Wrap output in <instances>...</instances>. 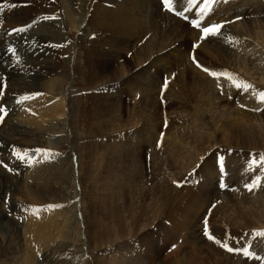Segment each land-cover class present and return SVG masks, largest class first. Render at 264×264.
Instances as JSON below:
<instances>
[{
  "label": "bare ground",
  "instance_id": "1",
  "mask_svg": "<svg viewBox=\"0 0 264 264\" xmlns=\"http://www.w3.org/2000/svg\"><path fill=\"white\" fill-rule=\"evenodd\" d=\"M23 1L29 4V0L20 2ZM83 1L84 11L78 18L74 17L77 12L74 5L71 9L65 7V23L73 31L79 32L77 50L72 51L74 71L89 84L91 90H98V93L93 90L87 99H91L96 107L140 108V116L144 119L138 120L137 115L136 120H93L114 122L120 126L126 123L129 127L137 124L138 130L132 128L134 132L130 136L139 135L136 142H131L132 152L128 151L131 145L124 140L116 144L120 167L129 165L136 154L140 160L137 165L141 176L136 181L138 190L133 189L129 194L130 211L122 209V184L119 183L114 191L117 198L113 206L121 208L115 225L121 231L109 244L100 245L103 247L101 250L117 246L122 261L137 260L130 259L135 254L144 264H157L161 248L166 250L169 247L175 249L176 253H166L160 264H264L254 256L243 259L245 256L240 255L241 251H228L224 246L226 244L235 249V244H238L237 249H241L242 240L239 241L238 236L242 235V239L252 242L255 251L264 253V235H260L264 232V165L256 159L264 158V0H212V3L207 0H173L178 8L187 9L189 24L167 11L160 0ZM10 2L13 3V0ZM70 2L73 4L75 0ZM21 8L25 10L27 7L19 3L12 7L11 19L21 14ZM195 21L200 22V28L190 25ZM213 23L223 24L220 33L204 39L202 28ZM58 27L56 24L55 33L52 32L55 38L60 36ZM29 29L20 32L21 37L15 35L17 42L13 46L8 43L3 46L7 53L10 51L9 57H13L19 49H25L29 60L38 64L41 42L46 37L33 43L29 35L34 28ZM42 31H45L44 28ZM92 31L98 33L91 35ZM10 37L12 35L0 33V42ZM128 53H131L129 58ZM3 55L1 49L0 56ZM204 68L209 72H205ZM213 71L217 76L211 74ZM0 77V89L5 88L0 93V116L5 117L11 108H6L2 100L10 90H6L8 75L2 74ZM166 80L167 88L162 90ZM53 107V104H49V109ZM165 108L169 111L165 112ZM164 113L169 115L167 121L164 120ZM46 114L56 118L55 111ZM6 121L7 118L0 124L1 127ZM41 121L42 124L47 122L43 131L46 133L56 125L61 129L64 119ZM119 131L114 135H118ZM13 132L14 140H9V143L8 138H0L1 163L14 164L5 153L8 155V151L15 149L17 143L13 141L22 139L20 135L36 137L35 140L41 136V133L17 125ZM109 139L114 143L113 139ZM212 141L218 145L216 149L211 145ZM41 142L38 141L37 147L41 146ZM144 145L152 154L148 171L141 168L140 157L143 155L139 153ZM230 148L233 151L230 152ZM106 150L104 172L110 176L108 173L113 172L111 150ZM227 156L230 157V170L220 175L222 166L217 165L218 158L226 159ZM48 161L51 163L55 160ZM220 161L223 164V160ZM79 162L81 166V155ZM83 162L85 172L93 167L89 162ZM146 173L150 179L152 174L157 177L151 179L152 191L178 185L179 178L185 175L184 179L188 178L189 182L182 185L196 191H188L191 200L196 194L216 195V198L223 200V207L229 213L223 216L221 222H230L233 226L232 241H227L220 231L212 236L215 239L203 236L199 224L202 214L190 223L189 231H170L165 225L158 233L146 235V229L151 222L158 220L159 212L163 209L159 197L147 205H138L149 192V187L143 184L148 185ZM82 174L80 167L79 175ZM217 190L221 191L218 197ZM229 192L241 194L242 199H230ZM13 207L17 206L13 204ZM223 207H218L215 212L219 213L225 209ZM179 210L182 211V208ZM183 211L187 215L198 216V202H192ZM139 221L142 222V233L135 237L134 230ZM37 226L40 225L28 231L25 244L31 245L33 242V246L26 249V253L39 247L35 244L37 239H48L49 233L53 232L46 233L39 228L37 233ZM192 244L196 246L195 251L184 249ZM246 246L244 249L251 251L252 248ZM229 252L234 256L230 257ZM44 254L41 259L45 261L48 254ZM170 256L177 258L176 263L167 261ZM83 258L84 261L88 259L87 256ZM106 261L107 257L103 256L99 264Z\"/></svg>",
  "mask_w": 264,
  "mask_h": 264
},
{
  "label": "rangeland",
  "instance_id": "2",
  "mask_svg": "<svg viewBox=\"0 0 264 264\" xmlns=\"http://www.w3.org/2000/svg\"><path fill=\"white\" fill-rule=\"evenodd\" d=\"M20 1L13 0L12 3L10 0H0V33L13 37L0 42V52L1 49L4 51V55L0 56V75H8L6 90L7 92L10 90L2 102L6 108H11L5 114L4 121L0 123L3 124L7 118L5 125L2 127L0 125V138H8V143L9 140H14L13 128L17 125L41 133L40 139L37 140L43 141L41 146L37 147L36 137L20 135L22 139L13 141L14 144L17 143L15 149L8 151V155L7 152L5 153V156H10L14 164L0 161V264H43L44 262L49 264L50 261L51 264H99L103 256L107 257L105 264H144L143 260L135 254L130 259L137 260L122 261L120 249L117 246L104 250L100 247V245L109 244L121 231L115 225L121 208L113 206L117 198V193L114 191L119 183L122 184L120 190L124 194L119 201L122 202V209L126 212L130 211V192L133 189L138 190L136 181L139 180L141 173L137 163L140 160L135 154L129 165L120 167L116 145L117 141L124 140L127 145H131L128 151L132 152L131 142H136L139 135H130L138 130V125L129 127L126 123H124L126 126L124 124L120 126L114 122L93 121L136 120L137 115L138 120H144L140 116V108L96 107L91 99H87L94 89L91 90L89 84L76 75L73 68L75 59L72 51L77 50L79 32L73 31L65 23V7L68 6L71 9L74 5L77 9L74 17L78 18L84 11L83 0H75L73 4L70 0H29V4ZM18 3L27 8L25 10L21 8V14L16 19H11L12 7H16ZM86 21L85 18V24H87ZM56 24L59 25L57 29L60 31L58 38L52 35L53 31L55 33ZM23 26H28V31L31 30L29 28H34L33 33L29 35L33 43L46 37L41 42L42 52L39 53L38 64L29 60L25 49H19L13 57H9L10 51L7 53V49L3 46L5 43L13 46L17 42L15 35L18 36L13 30L18 27L21 29ZM43 28L45 31H42ZM97 33L92 31L91 35ZM21 35L19 34V37ZM190 44L191 42L187 49L190 48ZM130 54H127L128 58ZM96 91L94 90L98 93V90ZM138 92L141 93V91ZM49 104H53L54 107L49 109ZM51 111L56 112V118L46 114ZM166 111L169 109L165 108ZM262 113L264 114V110ZM59 119H64L61 129L56 125L52 131L48 129L46 133H43L47 122L42 124L41 120ZM168 119V113H164V120ZM117 131H119L118 135H114ZM238 134L241 140L240 133ZM58 137L61 138L58 139ZM63 138L66 139L63 141ZM109 138L113 139L114 143ZM211 145L214 149L218 147L214 141ZM41 149L47 151H38ZM106 149L111 150L113 172L108 173L111 174L110 176L104 172L103 160L108 154ZM149 150L144 145L139 153L143 155L142 158L140 157L143 171H148L151 164L152 154ZM231 151L233 148H230ZM79 154L82 156L81 166ZM256 159L259 164L264 165V158L256 157ZM48 160L55 161L49 163ZM220 160H223V164L217 163V165L222 166L223 173L221 170L219 173L223 175L225 171L230 170V157ZM83 161L93 165L87 172H85L86 166ZM80 167L84 173L82 175H79ZM9 169L15 173H9ZM188 174L191 175V173ZM184 177L185 175H182L179 178L178 185L173 184V186L152 191L150 190L153 186L151 179H157V177L152 174L150 179V175L145 174L148 185L143 184L149 187V192L140 199L138 205H147L159 197L163 206L158 220L151 222L146 229V235L158 233L165 225L170 231H189L190 223L202 214L199 224H201L203 236L212 239L209 237L220 231L225 239L231 242L233 226L230 222V224L221 222L223 216L229 213L228 209L223 207V200L216 198V195L197 194L191 200L188 191H196L182 185L189 182L188 178L186 180ZM217 191L218 197L221 191ZM228 195L230 199H242L239 193L229 192ZM194 201L198 202L199 214L198 216L187 215L183 209ZM13 204L17 207L14 208ZM180 207L182 211L179 210ZM210 207L212 208L209 209ZM218 207L225 209L216 213L215 210ZM205 208L206 211L203 212ZM35 225H40L36 227L37 233L39 228H43V232L46 233L53 232L49 233L48 239H37L35 244L39 247L33 249L31 253H26V249L33 246V242L31 245L25 244L28 241V231ZM141 225L142 222L139 221L134 230L135 237L142 233ZM52 235L56 236L51 237ZM242 238V235L238 236L239 241L242 240L241 249H244L247 244L248 249L252 248L251 251H255L252 242L249 243ZM238 246L240 245L235 244L234 248L237 249ZM184 249L195 251L196 246L192 244ZM166 253H176V250L172 247L166 250L161 248L160 260L157 264L161 263ZM42 254H48L47 257H50H46L44 261L41 259ZM229 254L230 257L234 256L232 252ZM253 254H245L243 251L240 253L242 257L245 256L243 259L252 257ZM259 254L260 261L264 263V253L259 252ZM240 255L235 257L241 258ZM83 256H87V261L83 260ZM176 259L175 256H170L167 261L176 263Z\"/></svg>",
  "mask_w": 264,
  "mask_h": 264
},
{
  "label": "snow or ice",
  "instance_id": "3",
  "mask_svg": "<svg viewBox=\"0 0 264 264\" xmlns=\"http://www.w3.org/2000/svg\"><path fill=\"white\" fill-rule=\"evenodd\" d=\"M208 3H212V0H207ZM170 4H171V0H162V6H169V9L171 10L170 8ZM177 15H184L183 12H176ZM195 26L197 28H200V22L199 21H195L194 22ZM223 27V24H220V23H213V24H210L209 26H205L202 28V36L204 39H207L209 36H215V35H218L220 33V29ZM24 29H15L13 31H16V32H19V31H23ZM205 72H209V69L207 68H204L203 69ZM211 74L213 76H217V73L215 71L211 72ZM167 88V80L165 81V83L162 85V90L163 89H166ZM23 99V98H22ZM38 151H47V150H38ZM222 161L219 160L218 158V164H221ZM260 235H264V232L260 233ZM209 238H212V239H215L214 237H209ZM217 243H219L220 241H216ZM228 251H243L245 254H248V250L247 249H233L231 247H228V245H224Z\"/></svg>",
  "mask_w": 264,
  "mask_h": 264
}]
</instances>
